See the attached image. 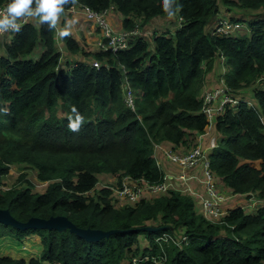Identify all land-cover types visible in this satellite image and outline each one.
Instances as JSON below:
<instances>
[{"label":"trees","instance_id":"16d2710c","mask_svg":"<svg viewBox=\"0 0 264 264\" xmlns=\"http://www.w3.org/2000/svg\"><path fill=\"white\" fill-rule=\"evenodd\" d=\"M176 2L183 7L169 20L162 0H79L97 11L113 5L124 28L140 21L145 30L168 20L161 30L136 35L126 49L92 52L102 62L98 67L74 61L56 68L55 32L34 20L5 36L0 108L9 111L0 112V183L11 165L20 172L11 186H0V207L19 220L63 214L79 227L117 231L87 240L68 228L0 222V239L14 237L31 249L20 250L27 256L0 254V264H123L131 255L157 252L154 236L179 230L189 241L166 246V264H264V203L252 212L228 208L210 220L198 200L173 188L134 201L112 199L109 187L86 193L100 173L161 180L154 145H196L195 134L208 124L201 98L206 74L215 58L224 57L223 77L240 101L215 118L220 138L207 151L211 169L232 192L264 199V0ZM232 7L254 10L232 15L247 23L248 33H211L219 9ZM63 41L70 51L80 50L73 35ZM36 47L38 57H29ZM124 76L139 93L134 110L123 97ZM247 88L255 100L240 93ZM73 106L85 117L79 132L67 127ZM32 171L35 182H47L43 191L35 188Z\"/></svg>","mask_w":264,"mask_h":264},{"label":"built area","instance_id":"2783aa9c","mask_svg":"<svg viewBox=\"0 0 264 264\" xmlns=\"http://www.w3.org/2000/svg\"><path fill=\"white\" fill-rule=\"evenodd\" d=\"M5 5L6 4L4 3H0V8H3ZM76 7L84 11L89 26L97 29V37L93 40L90 46V51L92 52H116L117 50L126 49L130 46L131 40L136 35L153 32L152 27H147L145 30H142L140 21H135L134 25L130 28L122 27L120 29H115L107 17V14L110 11L116 10L113 5H109L105 9L99 11L87 5L77 4ZM243 25L244 22L237 19V17L222 13L215 19L211 33L216 35H232L238 32ZM9 34L10 32L5 33L4 36H8ZM75 61H82L85 64L95 67L100 66L102 63L93 54L86 55L84 58ZM65 62V58L60 52L56 68L64 67L66 64ZM121 88L126 104L134 110L136 103V90L130 84L126 76L123 78ZM201 98L202 111L206 115L208 124L227 107L235 106L240 101V97L232 94L222 74L218 78V84L205 89ZM248 101L250 103V100ZM165 155L181 169L173 173L164 170L162 179L153 182H148L144 178H135L130 175H124L120 179H117L116 183L110 184L106 187H109L117 197L126 198L131 201L139 199L145 190L147 192H161L171 188L177 189L187 192L198 200L200 202V210L205 217L210 220L221 219V216L224 213L222 210L224 195L217 187L207 150L201 145L196 144L182 152L175 149H167L165 150ZM187 169L191 172L188 173L186 171ZM194 183L198 186H202V189L195 187L193 185ZM1 185L2 184L0 183V186ZM153 240L155 244L158 245L159 250L157 252H141L139 254L131 255L126 262H123V264H142L144 261H148L149 264H166V246L172 243L181 247L183 243H188L189 237L181 230L173 232L163 231L154 236ZM146 245L151 248L150 243L147 242Z\"/></svg>","mask_w":264,"mask_h":264},{"label":"crops","instance_id":"0c3cea01","mask_svg":"<svg viewBox=\"0 0 264 264\" xmlns=\"http://www.w3.org/2000/svg\"><path fill=\"white\" fill-rule=\"evenodd\" d=\"M234 8L235 7H232L233 13L230 10H227L226 8L219 9V11L214 16V21L217 18V16L219 14H222V13H226L228 15L239 16L238 13H241V12L235 11ZM242 13H244V12H242ZM252 13H253V11L251 10V14ZM107 17L115 29H120L123 27L122 26V14L119 11L112 10L107 14ZM65 20H70V21L75 22L73 27H72V35L77 40V42L80 46V50H78L76 52L70 51L66 47L64 41L60 40L58 37L55 38V43H56L57 48L63 54L65 61L72 64L75 60L84 58L86 55L92 54V51H90L91 50L90 46H91L93 40L97 37V29L89 26L88 21L85 17L84 11L77 8V7H75L74 9L66 8L65 16L61 18V26L63 25ZM81 20H82V23H81L80 28H79L77 26V24L79 22H81ZM34 22H35V24H38V22L36 20H34ZM160 22L161 23L163 22L162 27H166L169 25L168 20H166V19H163ZM248 31H249V29H248V26L246 23L243 25V27L238 32L239 33H248ZM36 48H38V50L40 51L39 47H36ZM226 68H227V66L225 65V58L224 57L223 58L222 57L215 58L212 68L206 74V82L203 86L202 91H204L207 88H211V87L215 86L216 84H218V78L221 74L223 75ZM244 92L248 93L249 91L241 90L240 93L242 94ZM246 97H247V95H246ZM219 138H220V133L217 131V129L215 127V118H214L213 120H211V122L209 124H207L205 126L203 132L195 134V138L192 141L196 144L201 145L202 147H204L208 151L211 147H213L217 144ZM187 145H185V146L181 145V144L175 145L174 143H171L170 141H167V140H163V141L156 143L154 145V156L158 162L159 167L162 168L163 171L167 170V171H170L172 173L177 172L179 169H181L165 155V150L175 149L179 152H182V151L186 150L184 147H186ZM15 169L18 170L16 167H15ZM186 171L188 173L191 172L188 169ZM97 176H98V180H97L96 184L99 183V186H95L93 189L87 191L86 192L87 194L94 193L95 189L97 190L101 187H106L110 184H114V182L118 179V175L116 174V177H115V175L113 173H100V175L98 174ZM30 177L35 184V188L39 191H43L47 185V182L46 181L35 182L33 171L31 173ZM14 178H15V174H10V172L7 173L6 175H4L1 178V182L4 183V185H2V186L8 187L9 184L12 183L11 181ZM216 184L224 195V200L222 202V210L223 211H225L228 208L235 207V206H242V207H244L246 212H252L253 210H255L257 208V206L259 204L264 203V199L261 200V199L257 198L254 193L251 195H249L248 193H234L231 191V189L229 187L223 185L219 180H217ZM193 185L195 187H197L198 189H202V186H200V185L198 186L195 183ZM90 191H93V192H90ZM147 193L148 192L145 190L142 193V196H145ZM249 207L252 208V210H250V211L247 210V208H249ZM141 242H143L145 244V242H147V241L144 238H142Z\"/></svg>","mask_w":264,"mask_h":264},{"label":"clouds","instance_id":"9594fccd","mask_svg":"<svg viewBox=\"0 0 264 264\" xmlns=\"http://www.w3.org/2000/svg\"><path fill=\"white\" fill-rule=\"evenodd\" d=\"M78 2L79 0H8L0 8V37L8 32L19 33L23 24L36 20L40 25H46L49 31H54L60 40H64L72 36L75 22L65 20L61 26V18L65 16L66 8L70 6L74 9ZM182 7L176 0H162V10L169 20L176 18ZM8 111L7 107L0 108V112L4 114ZM67 120V127L71 132H79L85 123V117L75 106L71 108Z\"/></svg>","mask_w":264,"mask_h":264},{"label":"water","instance_id":"95a60500","mask_svg":"<svg viewBox=\"0 0 264 264\" xmlns=\"http://www.w3.org/2000/svg\"><path fill=\"white\" fill-rule=\"evenodd\" d=\"M0 222L13 225L17 228H56L63 229L68 228L70 231H74L78 236H81L87 240H98L104 236H108L110 233L117 231L116 229H101L90 227H79L73 223L67 216L63 214L51 215L49 217L30 216L26 220H19L14 217L7 208L0 207ZM143 229H155L162 228V226L145 225Z\"/></svg>","mask_w":264,"mask_h":264},{"label":"rangeland","instance_id":"374dc122","mask_svg":"<svg viewBox=\"0 0 264 264\" xmlns=\"http://www.w3.org/2000/svg\"><path fill=\"white\" fill-rule=\"evenodd\" d=\"M229 10L233 13L232 8H230ZM258 10L262 11V9H258ZM235 11L241 12V14H242V12H244L245 14H250L251 13V11H248L249 13H246L245 12L246 10L243 11L242 9H239V8H235ZM252 11L254 12V10H252ZM238 14H240V13H238ZM242 21L244 22V24H246L244 20H242ZM81 23H82V20H81V22H79L77 24V26L79 28H80ZM151 25H152V28H155V29H158V30L163 29L161 22H158V21L157 22H153V23H151ZM5 41H6L5 36L0 37V54L3 52V49H4L3 42H5ZM38 55H39V50H38V48H35V50L32 53L29 54V57L36 58V57H38ZM246 90L249 91L248 93H245L247 95V97L250 98L251 101L255 100L254 96L252 95L251 88H247V89H245V91ZM138 94L139 93L136 90V92H135L136 97L138 96ZM58 112L60 113L61 111H58ZM11 167L12 168L10 170V174H15V178L11 181L12 183L9 184V186H11L13 184L14 180L18 176V173L20 172V171L15 169V167H17L16 165H11ZM114 175L116 177V174H114ZM116 182H117V180L114 183H116ZM95 186H99V183L95 184ZM90 192H93V191H90ZM114 195H115V193H113L111 195L112 199L115 198ZM247 210L250 211V210H252V208L249 207V208H247ZM37 241L38 240L33 237V243H35ZM37 249H39V244L37 245ZM20 250H24L25 252H30L31 251L29 244H20L14 239V237H5V236H3L0 239V254H10V255L12 254L13 256H15V255L16 256H22L23 254L21 253ZM32 251L35 254L39 253V251L36 250L35 248ZM18 254H21V255H18ZM23 256H27L26 253H24ZM126 261H127V259L123 260V262H126Z\"/></svg>","mask_w":264,"mask_h":264}]
</instances>
